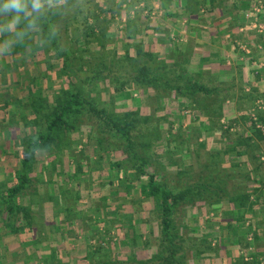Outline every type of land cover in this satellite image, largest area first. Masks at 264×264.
Segmentation results:
<instances>
[{"label":"rangeland","instance_id":"obj_1","mask_svg":"<svg viewBox=\"0 0 264 264\" xmlns=\"http://www.w3.org/2000/svg\"><path fill=\"white\" fill-rule=\"evenodd\" d=\"M167 1L170 6L172 0ZM190 3L188 0V6ZM195 3V11L197 6L202 12L213 9L214 14L220 13L222 20L214 23L208 31L210 36L217 34L221 26L224 29L225 23L230 30L234 25L240 29L238 36L230 40L239 53L246 51V55L248 49V54L254 53L252 38L257 34L262 44L264 0H246L238 10L233 7L234 0H208L207 6L202 0ZM169 6L165 0H41L40 11L36 13L31 11L32 0H28L30 14L21 13L14 26L10 14H0V190L13 184L15 172L20 168L19 157L25 143L21 142L24 110L34 102V96L41 98L45 92H50L48 102L53 106L51 92L60 84L67 87L66 80L54 83L56 72L62 71V61L54 62L53 70L49 67L57 56L51 49L54 42L68 56V68L83 71L100 68L97 77L88 82H78L72 77L73 84L98 108L108 115L128 110L154 115L153 124L159 134L157 137L146 134L152 145L146 152L152 161L149 169L160 174L158 180L162 184L183 188L197 174L221 172L224 165L228 166V158L241 165L234 170L240 175L234 182L229 181V187L225 185L226 192L233 195L257 186L259 175L264 178V141L257 143L260 155L253 152L255 158L249 165L241 163L245 159L238 156L237 149L226 153L224 160L222 157L225 149L236 145L237 136L249 129L246 121L250 119L256 128H264L255 114L259 108L264 116L261 108L264 71H260L262 84L253 86L251 81L257 69L249 70V66L246 74L238 71L232 76L223 68L219 73L196 68L190 58L193 44L183 34L187 21L178 20L180 14L175 16L178 22L169 21ZM237 14L242 16L236 18ZM159 34L168 37L161 36L158 41ZM221 36L215 38L219 43L224 42V34ZM201 40L205 42L208 38ZM247 62L245 56V67ZM143 64L155 69L158 79L176 80L185 85L186 77L190 76L211 91L207 95L190 92L186 96L172 89L142 87L134 81H124L123 78L138 73ZM34 75L38 76L37 85L35 81L30 82ZM256 95L258 98L252 102ZM24 96H29L31 101H26ZM39 114L29 117L37 126L33 124L25 132L31 134V129L35 132L42 127ZM244 114L248 120L240 119ZM89 121L63 133L55 146L35 149L29 171L31 183L17 196V202L31 209L37 220L33 222V230L19 235V240L8 234L4 244L9 248L6 256L11 262L117 264L136 261L140 264L157 253L158 221L152 201L140 204L134 188L136 183L126 181L122 170L116 175L112 162L119 160L129 168L128 159L122 150H111L95 131L93 120ZM228 124L231 127L225 133ZM145 126H140L143 133H147ZM139 136L143 139L144 134ZM210 186L212 196L220 193ZM221 196L220 202L207 203L204 199L175 215V224L184 238L177 255L181 254L185 264H229L228 259L234 253H242L245 259L252 256L264 264L262 214L253 218L247 215L249 221L245 222L246 226L251 222L258 240L247 247L238 245L239 232L228 233L224 229L227 220L224 210L232 209L233 205L224 201V192ZM3 207L0 204V235L11 229L3 224L6 221ZM11 220L15 227L13 216ZM250 235L248 241L253 240Z\"/></svg>","mask_w":264,"mask_h":264},{"label":"trees","instance_id":"obj_2","mask_svg":"<svg viewBox=\"0 0 264 264\" xmlns=\"http://www.w3.org/2000/svg\"><path fill=\"white\" fill-rule=\"evenodd\" d=\"M52 48V51L56 52L57 56L55 59L51 60L49 64L50 69L53 70L51 66L54 62L59 60L62 61L60 68L62 71L56 72L57 74L54 72L56 75L54 83L58 82L60 84V82L66 80L65 83L67 87L60 84L57 89L51 92V99L54 103L53 106H49L48 102L50 100V94L48 93L50 92H45L44 96L41 98H36L34 96V102H31V104L28 105L30 107L24 110L25 116L22 118V126H24V128L22 127L23 129L21 131L23 139L21 142H25L26 144H23L21 156L19 157L20 168L15 172V181L13 184L6 190H0V204L4 205L2 212L4 217H6V221H3V224L6 228L8 226L11 227L10 230L6 229V231L0 235V264H15L6 256L9 248L4 242L8 234H13L14 236L10 235V237H17L19 240V235L33 230V222L37 220L31 209L17 202V196L26 189L29 183H31L29 171H31L33 167V153L35 149H48L53 145L55 146L57 141L61 139L63 133L72 131L76 129L78 125L84 124V122H90L89 120H93L92 126L95 125L93 126L96 127L95 131L107 141L110 149L122 150V153H124L128 159L129 168L123 166L122 162L119 160H114L112 162L113 164L111 163V167L115 169L116 175L122 170L126 181L131 184L136 183L134 188L137 189L138 193L136 192V194H138L140 204L147 200H151L153 203L158 221V251L151 257L152 259L138 263L185 264V261L180 258L181 254L177 255L179 250L181 251L184 238L179 226L175 224V215L183 208L191 206L195 202L204 201V199L207 203L215 201L220 202L222 201L221 194L223 192L224 201L233 205L232 209L224 210L225 213L224 211L222 212L227 217V220L224 221L225 231L228 233L234 232L235 234L239 232L240 236L237 238V244L244 247L250 246L254 241L258 240V236H256L253 228H251V222L248 226L245 225V222L249 221L247 215L253 218L254 215L261 213L264 218V178L262 176L259 175L257 186L251 191L245 190L230 195L229 192H226L225 185L229 187V181L234 182L237 178L236 176L240 175L239 173H235L234 170L241 164L240 162L232 161L227 158L229 164L228 166L224 165V170L221 172H216L214 170L212 174L211 172L197 174L196 179L194 180L193 177H191L192 179H190L183 188L162 184V182L158 180L160 174L149 169L152 161L146 152V149L149 150L152 147L151 139H147L146 134L152 133L154 137H157L156 135L159 134V130L155 128L153 124L154 115L152 113L140 115V112L129 110L123 113L108 115L105 110L98 108L95 103L85 97L81 93V88L75 85L76 83L73 84L72 79L73 77L78 82H88L92 78L97 77L100 68H90L86 71L68 68L66 64L68 56L64 54L56 42L51 46V49ZM61 57L65 58L61 59ZM150 68L151 66L148 64H143L138 69V73L123 79L124 81H134L142 87L152 86L163 90L172 89L176 93H181L186 96H190V92H200L207 95V93L211 91L189 75V77H186L187 82L184 83L185 85L177 83L176 80L171 81L166 78L163 80L162 78L158 79L155 74V69ZM156 69H159V67ZM41 73L42 76H44V72L41 71ZM35 79L38 80L37 75H34L30 82L34 83L35 81L36 85L39 84ZM72 84L73 88L71 87ZM29 92L33 91L29 90ZM23 98L26 99V101H31L29 96H24ZM23 98L20 99L21 102ZM257 98V95L253 96L251 99L252 102ZM256 109L258 111L255 113L258 119L257 121L264 123L263 111L258 110L259 108ZM44 110L47 112H44ZM39 112H43V114H39ZM33 114H35V116L39 114L38 119L42 120L43 125L40 129L35 131L36 134L33 129L30 130L31 134H29L24 131L26 130L25 128L33 126V124L37 126L34 120L29 118L33 116ZM245 118H247L245 114L240 116V119L248 120V118ZM169 123L171 126L172 121H169ZM246 123L249 129L247 131L245 129V131H242L241 134L237 136L235 140L236 145L229 146V150L225 149L224 156L222 157L223 160L233 149L238 150V156L244 157H242V160H245L241 162L244 166L249 165L251 159L255 158L252 156L253 152L260 155L258 154L259 149H257V143L264 141V128H256L255 123L250 119L246 121ZM144 124L146 125L145 130H147V133H143L142 129L140 130V126ZM230 127V124H228V126L224 128L225 133H228ZM139 134H144L143 139ZM137 135L139 138H137ZM12 151L14 153V149H12ZM205 168H207V166ZM208 177H211L212 181ZM144 178L145 182H142ZM112 183L113 181L110 182V185H112ZM210 185L215 187L212 189H219L220 193H213L214 195L212 196ZM231 186H233V184H231ZM223 187L224 190H221ZM221 191L223 192L221 193ZM11 216L14 217L15 227L11 224ZM248 234H251L250 238L253 240L248 241ZM233 256L234 257L228 259L229 264H263L252 256L250 259H245L246 257L242 253H234ZM59 262L60 261H58V264ZM134 262L136 261L117 264H136ZM34 264L42 263L37 260Z\"/></svg>","mask_w":264,"mask_h":264},{"label":"crops","instance_id":"obj_3","mask_svg":"<svg viewBox=\"0 0 264 264\" xmlns=\"http://www.w3.org/2000/svg\"><path fill=\"white\" fill-rule=\"evenodd\" d=\"M202 1L206 3V6L208 5V0H202ZM234 1L235 3L233 7L234 9L236 8L238 10L241 3L246 0H234ZM195 2H197V0L195 1L191 0L190 3L191 5L189 4L190 6L189 7L188 0H172L169 6L168 1L165 0V3L169 6V11H168L169 13L168 19H170L169 21L171 20L176 21L175 16L178 14H180V18L178 20H183L185 22L187 21L184 30L185 33L183 34L186 37H189L191 45L193 44L192 48L194 52L190 57L193 65H195L196 68L199 67L198 69L201 68V69L210 70L212 71V73L216 71H218L217 73H219L220 70L224 69V72H226L229 76H232L233 73L234 75H237L238 71L241 73V75H244L245 70L248 69L249 66V70L257 69L256 73H254L255 79L251 81V85L256 86V84L258 85L262 84L264 78L262 79L263 73H261L260 71H264V39L261 44L260 42L261 36L257 34V36L259 37L256 36L255 39L252 38L251 51L252 53L253 52L254 53L251 55L248 54L249 49L246 55H245L246 51L245 52L241 51L239 53V51L234 50L231 45V43H233L234 41L232 40L231 42L230 40L231 38H233V36L234 38L235 36L236 37L238 36V33H240V29L239 28L237 29L236 25H234L233 26L234 30L232 29L234 33H232L230 27L228 28V24L224 23L225 25L224 29H222V26L220 25L221 26V28L219 29L220 31H218L217 34H214V36H212L213 34L210 36L211 32L209 33L208 31L211 30V27L214 26L215 22L217 23L218 19L222 20V18H220L219 15L220 13H218V15L214 14L213 9L210 10L211 12L208 11L202 12L199 11L200 7L197 8V6L195 7L196 8L195 11L194 9V6L196 4ZM237 10L234 11L236 12ZM239 16H242V14H237L236 18H238ZM226 23H228V21ZM206 34H209V36H207ZM223 34H224V42L221 41V43H219L220 41L216 40L217 39L216 37L221 38L222 37L221 35ZM158 36H157L158 41H160V39L163 38L161 36L168 37V35L166 36L163 34H159ZM227 36L228 38L230 36V38L228 39ZM202 38H208V40L204 42L203 40H201ZM238 53L242 54V56L239 57ZM245 56L246 58H248V62H247L248 64L246 67L244 63ZM238 57L240 58V61ZM260 80L262 81L259 82Z\"/></svg>","mask_w":264,"mask_h":264},{"label":"clouds","instance_id":"obj_4","mask_svg":"<svg viewBox=\"0 0 264 264\" xmlns=\"http://www.w3.org/2000/svg\"><path fill=\"white\" fill-rule=\"evenodd\" d=\"M28 0H0V14H10L13 18V26L19 21L21 13L29 15ZM41 0H32V12L39 13Z\"/></svg>","mask_w":264,"mask_h":264},{"label":"built area","instance_id":"obj_5","mask_svg":"<svg viewBox=\"0 0 264 264\" xmlns=\"http://www.w3.org/2000/svg\"><path fill=\"white\" fill-rule=\"evenodd\" d=\"M259 27H261V26H259ZM262 103V102H261ZM259 106V105H258ZM261 108H264V104H261Z\"/></svg>","mask_w":264,"mask_h":264}]
</instances>
